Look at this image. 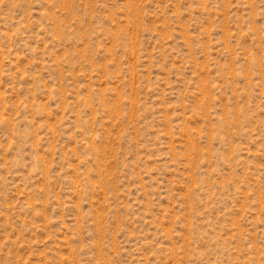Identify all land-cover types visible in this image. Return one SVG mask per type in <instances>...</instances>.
Returning a JSON list of instances; mask_svg holds the SVG:
<instances>
[{
	"label": "rangeland",
	"instance_id": "obj_1",
	"mask_svg": "<svg viewBox=\"0 0 264 264\" xmlns=\"http://www.w3.org/2000/svg\"><path fill=\"white\" fill-rule=\"evenodd\" d=\"M0 264H264V0H0Z\"/></svg>",
	"mask_w": 264,
	"mask_h": 264
}]
</instances>
